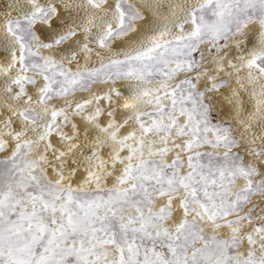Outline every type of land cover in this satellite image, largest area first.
<instances>
[{
    "label": "snow or ice",
    "instance_id": "6c2138e0",
    "mask_svg": "<svg viewBox=\"0 0 264 264\" xmlns=\"http://www.w3.org/2000/svg\"><path fill=\"white\" fill-rule=\"evenodd\" d=\"M158 8L7 3L0 264H264V0Z\"/></svg>",
    "mask_w": 264,
    "mask_h": 264
},
{
    "label": "bare ground",
    "instance_id": "6f19581e",
    "mask_svg": "<svg viewBox=\"0 0 264 264\" xmlns=\"http://www.w3.org/2000/svg\"><path fill=\"white\" fill-rule=\"evenodd\" d=\"M9 0H0V23H2L3 13L6 9V5ZM134 3H137L138 6H143L145 3L159 5L157 11L161 14L160 17H153V12L151 9H144L145 14L149 16V18H157L162 19L164 16H168L171 18V9L170 5L177 2V0H133ZM195 2V0H193ZM83 14V13H82ZM15 15V13H13ZM3 35V28L0 27V36ZM245 100L247 101V96L245 95ZM248 111L242 113L243 117H247L249 111L251 110V103H247ZM213 114L217 116V121L219 122H226L231 124L234 129V135L238 138L240 137L241 133H243V128L236 123V119L234 118V113L230 112L227 107H223L218 111H214ZM201 151H212L209 146H205L201 149ZM222 151V150H221ZM242 151V150H241ZM3 154H0L2 156Z\"/></svg>",
    "mask_w": 264,
    "mask_h": 264
},
{
    "label": "rangeland",
    "instance_id": "374dc122",
    "mask_svg": "<svg viewBox=\"0 0 264 264\" xmlns=\"http://www.w3.org/2000/svg\"><path fill=\"white\" fill-rule=\"evenodd\" d=\"M212 119H213V123L219 122L217 121V116L215 114L212 113Z\"/></svg>",
    "mask_w": 264,
    "mask_h": 264
}]
</instances>
